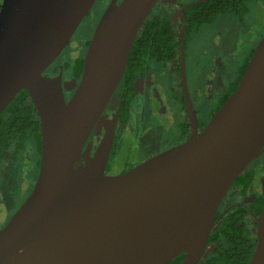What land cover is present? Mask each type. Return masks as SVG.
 Instances as JSON below:
<instances>
[{"label": "water", "instance_id": "1", "mask_svg": "<svg viewBox=\"0 0 264 264\" xmlns=\"http://www.w3.org/2000/svg\"><path fill=\"white\" fill-rule=\"evenodd\" d=\"M159 0L112 1L87 44L65 100L44 69L94 0H2L0 112L25 89L38 114L40 155L30 192L0 228V264H197L217 207L264 146V34L236 87L200 131L122 173L104 174L114 120L90 154L87 137L119 83L131 45ZM174 2V0H171ZM177 16L185 78V17ZM70 87L66 84V87ZM246 264H264V207Z\"/></svg>", "mask_w": 264, "mask_h": 264}, {"label": "flooded vegetation", "instance_id": "2", "mask_svg": "<svg viewBox=\"0 0 264 264\" xmlns=\"http://www.w3.org/2000/svg\"><path fill=\"white\" fill-rule=\"evenodd\" d=\"M112 1L119 2L120 0H94L84 15V17L88 14L92 15L93 21H95L87 37L86 45L102 12ZM180 1L159 0L152 11L157 6L172 3L176 6L175 14L177 15L181 5L189 2L182 0L180 3ZM1 3L2 0H0V6ZM175 14L172 17L174 19ZM55 59L44 69L43 73L50 76L61 75L63 94L65 100H67L75 88V83H78L80 75L73 76L67 73L63 69V65L55 62ZM179 60V56L177 60L151 58L147 61L145 67L136 72L130 81L121 83L122 80L120 79L100 114V116L107 117L108 123L112 119L114 120V131L104 174L113 175L127 171L141 161L186 140L203 128L223 102L222 97L226 94L229 83L225 75L226 68L223 62L215 64V74L219 77V80L218 83H214L212 78L210 82L204 81L203 74L205 76L209 71H203L202 73L199 68H194L191 74L186 66L183 80ZM166 65L169 68H166ZM66 84L70 87H66ZM215 86L218 88L216 89ZM213 99L214 103H212ZM103 135L99 140L95 133L92 131L89 133L86 142L91 141L90 154L97 149ZM27 147L32 148L27 142L23 148H19L17 153L13 151L11 153L13 160L18 155H23ZM31 153L33 158L32 167L35 168L36 155L34 150ZM23 158L26 160V157ZM3 160L4 157L0 164H3ZM263 162L264 146L261 152L243 170L247 181L242 182L240 185L233 182L227 189L217 207L213 227L221 222L225 213L230 209L241 207L238 210L236 224L242 225L245 232H250V235L255 236V216L264 207ZM37 171L38 168H36V174ZM237 209L235 212H237ZM7 221L8 219L5 222ZM220 241L221 239H218L215 245H218ZM211 250L212 244L207 243L205 251L212 252Z\"/></svg>", "mask_w": 264, "mask_h": 264}, {"label": "trees", "instance_id": "3", "mask_svg": "<svg viewBox=\"0 0 264 264\" xmlns=\"http://www.w3.org/2000/svg\"><path fill=\"white\" fill-rule=\"evenodd\" d=\"M250 1L254 0H204L184 8L182 14L186 22L185 47L190 33L197 31L204 24L212 23L220 13L230 12L242 15L247 10V4ZM153 11L148 13L133 40L121 83L130 81L151 58L178 59L181 20L175 14V19L180 22L177 27L170 13ZM253 50L254 46L243 55L237 68L236 78L233 82L228 83L227 92L222 100L236 87ZM62 65L67 73L79 76L82 71L83 58H75L70 63L64 61ZM27 142L35 149L34 152L37 151L35 155L40 154L38 114L28 97L27 91L21 89L0 112V161L5 157L9 148L14 146V152L17 153L19 148H23ZM37 157L35 168H38L39 164V156ZM245 176V172H241L233 182L240 185L247 181ZM236 209L237 207L230 209L225 213L221 222L212 228L207 241V243L212 244V252L209 256L201 258L197 264H246L248 262L255 245L256 236L250 235V232L243 230L242 225L236 224L239 210L237 209L235 212ZM218 239L221 241L215 245ZM183 256L184 252H181L165 264H176Z\"/></svg>", "mask_w": 264, "mask_h": 264}, {"label": "rangeland", "instance_id": "4", "mask_svg": "<svg viewBox=\"0 0 264 264\" xmlns=\"http://www.w3.org/2000/svg\"><path fill=\"white\" fill-rule=\"evenodd\" d=\"M155 11L168 12L174 17L176 6L169 3L168 5L157 6L153 12ZM93 20L92 15L88 14L80 21L69 42L57 55L55 62L62 64V62L68 61L70 63L75 58H83L87 48V37L95 23ZM174 23L178 27L179 21L174 19ZM263 34L264 0L248 2L247 10L242 15L230 12L220 13L212 23L204 24L197 31L188 35L185 47L186 69L191 74L194 68H199L202 73L209 71L205 76L203 74L204 81L210 82L212 78L214 83H218L219 77L215 74V64L223 62L227 79L229 82L233 81L243 55L247 50L255 47ZM166 68L169 66L166 65ZM215 88L218 87L215 86ZM212 103H214V99ZM107 124V117L103 115L98 117L92 127L91 131L99 140ZM33 150L35 151V149L27 147L23 155L20 154L13 160L11 153L14 148L11 147L4 157L3 164H0V228L17 209L20 202L25 199L36 179V168L32 167L31 152ZM37 156L39 153L35 156V160L38 158ZM23 157H26V160ZM210 254V251H204L202 257Z\"/></svg>", "mask_w": 264, "mask_h": 264}]
</instances>
